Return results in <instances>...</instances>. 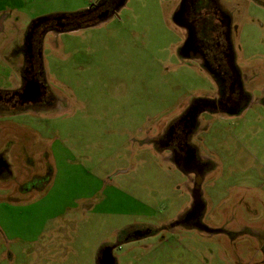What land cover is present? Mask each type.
Listing matches in <instances>:
<instances>
[{"label": "rangeland", "instance_id": "rangeland-1", "mask_svg": "<svg viewBox=\"0 0 264 264\" xmlns=\"http://www.w3.org/2000/svg\"><path fill=\"white\" fill-rule=\"evenodd\" d=\"M94 1L0 0V91L20 85L16 51L34 22ZM219 1L250 97L200 115L199 213L179 224L196 175L155 140L217 99V77L186 47L183 0H124L103 22L44 35L52 109L0 115V264H98L107 245L118 264H264V0Z\"/></svg>", "mask_w": 264, "mask_h": 264}, {"label": "flooded vegetation", "instance_id": "flooded-vegetation-1", "mask_svg": "<svg viewBox=\"0 0 264 264\" xmlns=\"http://www.w3.org/2000/svg\"><path fill=\"white\" fill-rule=\"evenodd\" d=\"M123 2L124 0H96L90 3L88 10L74 16L55 15L46 18L45 22L38 26H35L37 22H34L35 25L33 24L28 31L26 44L24 43L25 45L21 48L22 54L16 51L17 57L21 60L18 69L20 85L14 91H0V115L8 112L14 115L19 111L42 107V105L52 109L55 104L51 103L42 82L40 43L44 35L53 31L61 32L103 22L119 9ZM180 14L182 23L190 33L187 49L194 50L196 55L202 56V59L207 61L206 65L217 77L220 93L215 101H199L193 105L169 129L160 134L155 142L159 149L170 153L171 160L176 162L183 171L188 169L194 175L198 171L200 177L204 179L205 161L200 157L198 146L193 144L194 135L199 129L200 115L207 111L237 113L244 107L250 96L246 91L243 75L235 66L231 53L232 18L220 1L183 0ZM208 39H212L217 50L209 52L205 46L210 42ZM1 157L0 153V176H3L6 173L7 164ZM198 193L201 198L198 201L195 200L193 208L179 220V224L199 213L201 201L204 203L205 201H203L201 189ZM123 238L124 233H121L119 242ZM126 239L129 240L130 237ZM114 248L115 246L112 245L105 246L98 256V264H104L109 251L114 258V264H118V259L113 254Z\"/></svg>", "mask_w": 264, "mask_h": 264}, {"label": "water", "instance_id": "water-1", "mask_svg": "<svg viewBox=\"0 0 264 264\" xmlns=\"http://www.w3.org/2000/svg\"><path fill=\"white\" fill-rule=\"evenodd\" d=\"M180 16H181V14H180V10H179L178 13H177V16H176L175 20L178 21L180 24H183L182 21H181ZM43 22H45V19H41V20L37 21V25H35V24L34 25L35 26H38V25H40ZM199 174H200V172L196 171V180H195L196 181V185H195V190L193 192L194 199L196 201H198L201 198L200 197V194L198 193V190L201 189V184H202V181H203L202 177H200ZM104 264H114V258L112 257V254H111L110 251H109L106 259L104 260Z\"/></svg>", "mask_w": 264, "mask_h": 264}, {"label": "crops", "instance_id": "crops-1", "mask_svg": "<svg viewBox=\"0 0 264 264\" xmlns=\"http://www.w3.org/2000/svg\"><path fill=\"white\" fill-rule=\"evenodd\" d=\"M19 48V47H18ZM123 233V232H122Z\"/></svg>", "mask_w": 264, "mask_h": 264}]
</instances>
